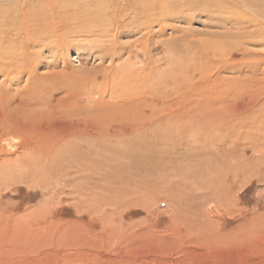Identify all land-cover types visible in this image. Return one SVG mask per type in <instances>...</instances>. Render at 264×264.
Here are the masks:
<instances>
[{
  "label": "rangeland",
  "instance_id": "obj_1",
  "mask_svg": "<svg viewBox=\"0 0 264 264\" xmlns=\"http://www.w3.org/2000/svg\"><path fill=\"white\" fill-rule=\"evenodd\" d=\"M46 2L0 0V37L5 31L12 42L17 40L13 46L11 41L2 43L1 57L5 52L1 50L10 44L8 53L21 48L17 49L21 40L18 17L30 31L35 21L30 15L46 8ZM104 3L105 11L116 14L111 37L101 38L95 31L96 38L66 27L61 29L64 33L60 30V49L45 32L35 34L42 42L32 48L36 55L32 67L52 85L50 102L38 99L34 103L17 96L27 83L26 74L15 73L5 83L12 92L8 95L17 98L10 109L28 115L23 117H38L63 102L75 114L100 124L102 134L91 139L74 137L56 148L48 160L34 158L21 171L13 170L0 180V247H5V251L0 248V258L6 264H41L44 258L68 264V259L63 261L68 251L87 257L80 264H264V121L260 111H254L256 119H250L260 121L251 124L244 118L239 124L242 129L235 126V120L221 131L215 123L206 127L205 120L196 121L199 109L225 112L226 119L232 120L235 114L224 111L229 81L251 85L255 100L263 102L264 0ZM224 63L230 67L221 68ZM117 66L138 73L130 82L124 76L120 86L116 78L112 80ZM40 88L36 85L37 92ZM227 129L230 133L224 132ZM15 134L12 142L20 138ZM6 158L15 154L0 153V161ZM52 222L60 230L66 223L69 233L77 237L79 231H89L98 240L114 239L118 233L126 240L146 229L162 235L163 246L171 247L157 251L140 240L124 244L115 239L104 247L71 248L76 244L68 241L51 246L42 242L50 231L33 232ZM54 231L55 225L52 235ZM196 232L219 233L228 242L235 236L237 241L244 240L249 249L245 260L236 253L231 260L214 254L213 245H194L186 237L180 244L173 242L178 234ZM57 246L70 249L52 250Z\"/></svg>",
  "mask_w": 264,
  "mask_h": 264
},
{
  "label": "bare ground",
  "instance_id": "obj_2",
  "mask_svg": "<svg viewBox=\"0 0 264 264\" xmlns=\"http://www.w3.org/2000/svg\"><path fill=\"white\" fill-rule=\"evenodd\" d=\"M103 1L105 2V0H103ZM104 2H102V0H48V2H46V6H45L46 8H42L39 12L37 11V13H36V10H37L36 9L30 15V17L35 20V21L33 20L34 21V24L32 25L33 29H30V31H28V29H27L28 26L25 28L24 24H26V23L21 24V17H20L21 15L18 17V19H19L18 29H20L19 31L21 32V40L19 39L20 43H18V45H17L18 47L17 46L16 47H17V49L19 47H21V48H20V50H18V52H14L15 54H12L13 51H9L10 53H8V51H6V50L11 49V47H10L11 44L10 45L7 44V47L9 45L10 48L8 47V48H6V50L2 49L1 51H5V52H3V55L5 53V56H3V55H2V57L0 56L1 57L0 58V76L3 77L2 82H0V102H1V104H0V153H4L6 156H11V155L15 154V158H12V159L6 158L5 160L0 161V180L1 181L5 180V178H7V176L13 172V170L21 171V168L23 166H26L28 162L33 161L34 158H35V160H37L38 158H40L43 161L48 160L51 157V155L54 153L56 148L66 144L70 139H73L74 137L84 136L86 139L97 138V137L100 138V136L102 134V129H101V127H99L100 124L92 123L91 121H89V119L87 118L88 117L87 115H86L87 117H83L84 115L80 116L78 114H75L74 113L75 109L66 108V106L64 105L63 102H60L61 105H59V106L51 107L50 110L47 111V113L39 115L38 117H36L34 114L29 115V118L23 117V116L28 117V115H26L24 112L20 113V111H18V110L13 111L12 109H10V103L16 101L17 98L13 95H10V96L8 95L9 93H12V92H10L11 89L8 86H6L5 83L8 81L11 82L10 81L11 76L14 75L15 73H19V74L21 73L23 75L26 74L25 77H26L27 83L20 90H18L19 93L17 96H19V98H21L22 100H25V99L28 100L29 99V102H30V100H32V101H34V103H37L38 99H41V102L43 100L50 102L52 100V94H53V90H54L52 85L46 83V80H48V79H44V78L38 76L37 75L38 73L35 72L33 67H32L33 57L36 56L35 51L32 50V48H34L35 46L39 45L42 42V41L41 42L37 41L35 34L39 33L41 35L42 32H45L43 35H46V37L48 36V37L53 38V40H54L53 42L57 43V44H54L55 45L54 47L58 46V47H60V49H63L62 48V46H63V44H62L63 37L62 36L64 33V31L61 29L66 28V27H67V29L73 28L71 30V32L72 31L76 32L77 30L81 29L80 31L84 30L87 33L90 32L89 34H93V35L94 34L96 35V33H95V31H96L101 38L103 35L105 37L106 36L111 37L112 36L111 32H113V31L110 29V26H113L116 23V22H114V20H115L114 17L116 16V14L113 15V10L110 11L111 14H109L108 11H105L108 8V6ZM23 6H24V4H23ZM77 8H78V10H76ZM21 9H22V7L20 8V11H21ZM26 10H28V9H26ZM15 12H16V10H15ZM107 14H109V16ZM112 17L114 18V20ZM27 19H29V17ZM57 19H59V21ZM109 21H111V23ZM28 24H29V22H28ZM30 26L31 25L29 24V27ZM60 30L63 31V33L60 32ZM102 30L106 31V32L99 34V32ZM80 31H78V32H80ZM2 34L5 36L0 37V40H1L0 46L2 45L3 42H7V41L12 42L13 39L10 40L9 39L10 36L8 37V34L5 33V31H3ZM82 34H83V32H82ZM0 35H1V33H0ZM98 35H96V36H98ZM99 36L96 38H99ZM32 39H35V40H32ZM14 42H17V40H15ZM14 42H12V46H13ZM105 42L106 41L104 40L103 43H105ZM107 42H109V41H107ZM8 43H10V42H8ZM109 43L112 44L113 42H109ZM29 46H31V48H30L31 51H29V49H27ZM57 48H56V50H57ZM112 49L115 50V48H112ZM65 50H66V48H65ZM262 61H264V60L262 59ZM227 66H229V65L224 63L223 67H221V68H226ZM16 68H17V71H16ZM112 69H114V68H112ZM121 69H122V72H124L123 74H121L122 72L119 73ZM112 71H113V76H114V77H112V80H113V78H116L118 81V85H120V86H121V83L124 81L123 79H125L124 76H127L126 77V78H128L127 81L130 82L129 78H131L133 75L138 73L137 71L135 72L133 68H126V67H120V66L115 67V69ZM15 76H16V74H15ZM110 76H111V73H110ZM43 77H46V76H43ZM135 79H136V77H135ZM24 80H23V82H24ZM38 84L41 87L39 92L36 91V85H38ZM237 84H238L237 82L231 83L229 81V84L226 85V87H228V88H227V90H225L226 95L228 94L227 96L229 97V102H228V104L225 105L224 111H226V113L229 112L230 114L231 113L235 114V116L232 115V118H231L232 120L226 119L227 115L224 116L225 112L223 114H221V113H215L216 111L213 112L212 110L211 111H203V110L199 109V111L196 112V114H197L196 121L199 122V120H202V121L205 120L204 124L206 127H208L209 125H212V124H209V122L215 123V125H217L220 129L219 131H221L224 128H228L229 123H231V121L233 122V120L238 122L237 124H235V126H237L242 122V119L247 118L250 121L251 118L256 119L258 117V115H260V114H261L260 119L263 122L264 121V99H263V102H259L258 100H255V98L252 94L251 85L242 84V83L241 84L239 83L238 85ZM7 85H9V83H7ZM113 85H115V84L113 83ZM97 90H99V89H97ZM117 93H119V92H117ZM221 95H222V93L220 92L219 96H221ZM262 96H264V94ZM262 96H260V99ZM15 98H16V100H15ZM22 103H24V102H22ZM45 103H47V102H45ZM22 106H23V104H22ZM63 106H65L64 109H63ZM259 106H261V108H258ZM205 107L206 106L204 104V108ZM22 109H21V111H22ZM256 110L260 111V113L258 115L254 113V111H256ZM243 114H245V116H243ZM260 119L258 121H260ZM258 121H252L251 120L250 123L254 124V122H258ZM217 126H215L214 129H216ZM262 126H264V125H262ZM255 127L256 126L254 125V128ZM128 128L131 129V131H133L132 130L133 127L130 128V126H128ZM239 128H241L240 125H239ZM257 128H260V127H257ZM258 131H259V129H258ZM224 132L230 133V129H227ZM15 133H18L20 135V138L18 139V141L12 142L11 135L15 134ZM262 133L263 132H261V134ZM93 143H94V141H93ZM40 216L45 217V214L41 213ZM36 220H38V219H36ZM45 223H47V221ZM25 225H26V223H25ZM54 225H55L56 231H54V234L52 235L51 234L52 233V227ZM70 225H71V228L77 227V225H74V224H70ZM27 226H29V225H27ZM18 227H20V226L18 225ZM68 227H69V225H66V223H65L60 230V227L58 225H56V223L52 222V223H48L47 225H45L43 227H40V228L37 227L36 231H34L33 233H40L41 232L40 229L43 230L41 232L43 234L45 231L46 232L50 231L47 233L48 235H45L44 238H42L44 240L42 242H44V244H48L51 246H52V244H54V242L60 243V244H55V245H61L64 242L68 241L69 245H71V246L76 244V247H71V248H79L78 246L86 245V244L92 245L93 247H99V246L104 247L106 244H109V243L111 244V242L114 241V239H115V240H119V241L121 240V242L123 241L124 244L125 243H132L134 240H140L144 245H148L149 247L152 246L153 248H156L157 251H159V249H160V251L169 250V248L171 247V246L170 247L163 246L166 244V242L163 239L164 237L163 238L161 237L162 235H159L153 231H148L146 229L145 230H138L140 232L136 231L132 235V237L130 236L131 238H126V240H123L121 233H118L119 234V237H118V234L116 232L114 233V235H116V234L117 235H116V237H114V239L112 237H110L107 240H98L96 237L89 234V231H87V230H85L87 232H83V231L78 230L79 233L78 232L77 233L79 235L77 237L75 233L74 234L69 233ZM20 228H25V229L28 228L29 229V227H25V226L20 227ZM75 230H77V229H75ZM26 232H28V231H26ZM46 232H45V234H46ZM80 232H81V234H80ZM216 234L217 235H209V234L207 235V234H203V233L197 234V232L191 233L190 235H188V233H185L182 235L178 234L179 236L173 242L175 244H180L181 243L180 240L184 239L186 237L188 242L192 243L194 245H200V244H204V243L206 246L213 245L212 248H214V250H213L214 254L216 251L217 254H220V255L225 254L226 256H228V259H230L229 257L232 258V255L234 253H236L242 260H245L247 250H249V249H247L248 247H244L245 246L244 240L237 241V240H235V238H236V236H235L234 240L228 239L229 240V242H228L227 237H225L223 235H219V233H216ZM164 236H166V234H164ZM27 237H28V235H27ZM168 237H167V239H168ZM174 238H172V239H174ZM116 242L118 243V241H116ZM114 243H112V244H114ZM232 243H235L236 245L232 244ZM175 244H173V245H175ZM232 245H234L236 247H234V246L231 247ZM61 246L60 247H58V246L57 247H51V248H52V250H55L57 248L64 249ZM113 246H115V245H113ZM88 247H90V246H88ZM107 247H108V245H107ZM202 247H203V245H202ZM40 248L42 249V247H40ZM204 248H205V246H204ZM206 248L209 249L211 247H206ZM66 249H70V247H65L64 250H66ZM176 249H177V247H176ZM80 250L81 249H79V251ZM1 251H5V247H2ZM53 253H55V251ZM53 253H52V255H53ZM71 253L72 252L68 253V251H67V253L65 252V255L64 256L62 255L63 261H64V259H68V261L65 260V261H67L68 264H80V263H85L86 261H88L87 257L81 252H76L73 254H71ZM37 259H39V258H37ZM37 259L35 261H37ZM88 259H89V257H88ZM53 260H55V258H53ZM0 261H2L0 264H6V262H5L6 260L4 261L2 258H0ZM39 261H40V259H39ZM41 262H42V259H41ZM54 263H55V261L52 262L50 259L48 260V258H46V259L44 258V262L41 264H54ZM91 263L94 264L93 262H91Z\"/></svg>",
  "mask_w": 264,
  "mask_h": 264
}]
</instances>
